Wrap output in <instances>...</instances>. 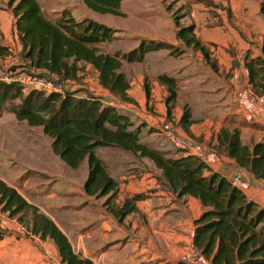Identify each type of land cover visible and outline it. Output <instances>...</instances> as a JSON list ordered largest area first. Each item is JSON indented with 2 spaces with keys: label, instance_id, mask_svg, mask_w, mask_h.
<instances>
[{
  "label": "trees",
  "instance_id": "obj_1",
  "mask_svg": "<svg viewBox=\"0 0 264 264\" xmlns=\"http://www.w3.org/2000/svg\"><path fill=\"white\" fill-rule=\"evenodd\" d=\"M123 1L82 0L92 12L115 17L122 16L119 9ZM8 7L14 18L12 30L21 45L20 54L39 72L36 75L75 81L80 65H86L96 73L100 88L123 101L128 99L130 85L120 71L122 62L142 63L150 52L179 51L165 42L142 39L130 52L104 54L95 46L110 42L114 30L103 24L91 19L75 20L66 11L57 18H50L43 14L37 0H8ZM260 13L264 19V0L260 3ZM177 19L174 22L176 39L186 47L199 50L208 61L205 48L194 36V25L180 26ZM262 37L260 55L246 58L244 62L248 85L258 97L264 96V33ZM11 53L10 48L0 45V57ZM158 81L167 88L165 107L169 117L176 99V83L166 75L158 76ZM35 93L32 95L35 101L30 96L17 108H8L9 112L30 126L42 127L43 133L51 139L53 154L69 169L77 170L86 160L88 175L83 189L88 196L110 195L109 199H113L118 192L116 182L96 155L98 149L115 148L147 159L161 171L174 193L194 198L202 206L203 212L194 221L192 246L209 264H264V208L248 199L227 178L214 172L207 175L209 168L192 155L170 157L167 152L142 143L141 129L135 126L131 114L117 110L110 103L102 105L98 97H77L72 92L52 93L38 104ZM143 93L148 100L147 82L143 84ZM3 97L4 93L0 96V110ZM190 118L189 109L184 107L180 125L186 128ZM215 143L214 147H209L214 154L222 153L255 180L264 181V142L251 147L243 145L238 128L222 127ZM141 197L135 195L125 199L120 206L108 211L121 222L135 210L134 202ZM0 212L19 222L26 217L25 225L32 235L53 242L61 264H93L75 254L54 222L2 180Z\"/></svg>",
  "mask_w": 264,
  "mask_h": 264
},
{
  "label": "crops",
  "instance_id": "obj_2",
  "mask_svg": "<svg viewBox=\"0 0 264 264\" xmlns=\"http://www.w3.org/2000/svg\"><path fill=\"white\" fill-rule=\"evenodd\" d=\"M240 1L183 0L182 26L194 25V36L205 48L208 61L199 50L186 47L176 39V34L169 39L162 29L155 30L154 34L163 42L180 45L181 54L173 57L169 51L160 50L145 56L144 62H152L149 74H137L135 79L139 85L138 102L148 107V113L143 114L141 110L128 107L131 111L129 114L138 111L150 128L160 129L165 135L163 130L172 126L181 136L208 147H214L222 127L229 130L238 128L243 145L252 146L260 142V133L264 132V98L253 97L244 62L246 58L260 55L264 19L259 2L253 0L251 6L241 7ZM219 2H226L227 6ZM234 4L243 10L239 12ZM11 31L13 41L5 43L0 37V45L14 48V54L19 53L21 45L12 26ZM11 58V55L3 57L6 61H11ZM145 75L150 79L148 100L143 93ZM160 75H166L176 83V99L169 117L165 107L168 92L166 86L158 81ZM110 104L117 108L114 103ZM184 107L189 109L191 116L186 128L179 123ZM230 115L237 116L239 123L229 120ZM186 155L180 152L174 157ZM127 165L129 168L118 165L120 172L125 174H119L121 181L117 182V204L120 206L125 199L135 195L142 197L134 202L135 210L121 222L103 209L107 208L105 204H102L104 207L98 210L99 213H93L91 217L88 216L89 210L70 216L69 222H63L69 224L68 232L63 224L55 219L52 221L67 237L74 253L93 264L186 263L194 251V221L203 212L199 201L189 196L179 197L174 193L163 179L161 171L153 164L147 168L131 166V163ZM208 168L210 171H206L207 175L210 172L219 173L231 181L236 166L233 160L221 153L214 154ZM242 171L245 185L239 189L248 199L264 208V181L255 180L247 171ZM74 202L67 201L68 205H60L58 209L76 210L78 202ZM3 216L0 219V264H7L6 255L9 250L35 256L21 264H61L52 241L56 257L45 246L48 239L42 241L30 235L15 220ZM58 218L62 219V215ZM3 222L6 225L2 227ZM90 223H96V227L87 229ZM6 226L14 232L6 230ZM19 232L25 235V240L19 237Z\"/></svg>",
  "mask_w": 264,
  "mask_h": 264
},
{
  "label": "rangeland",
  "instance_id": "obj_3",
  "mask_svg": "<svg viewBox=\"0 0 264 264\" xmlns=\"http://www.w3.org/2000/svg\"><path fill=\"white\" fill-rule=\"evenodd\" d=\"M37 1L43 10V14L50 18H57L66 11L75 20L91 19L113 29L114 37L110 42L95 46L104 54L130 52L138 46L142 39L163 42L154 34L155 30L162 29L164 31L163 34L170 39L176 32L175 18H178L180 26L184 24L183 0L182 2L180 0H124L119 9L122 14L120 17L94 13L83 4L82 0ZM255 1L259 2L260 7L261 0ZM219 3L224 7L227 6L226 2ZM253 3V0H241L239 2L241 7L251 6ZM234 6L238 8L239 12L243 10V8L239 9L238 4H234ZM13 20L12 11L8 7V0H0V37L3 38L5 43L13 41L11 31ZM165 43L167 42L165 41ZM174 48L179 51L173 50V53H170L171 51L169 50L167 51H169L171 56L178 57L181 54L182 47L178 45L174 46ZM10 49L13 52L11 53V61L0 58V96L4 93V101L1 103L2 108L0 110V180L13 187L22 198L27 199L39 212L46 214L49 219H55L61 225L63 224V228L67 232L70 229L69 224L63 222H69L70 216H77L83 210H89V215L87 213L85 215L91 217L93 213H99L98 210L104 207L102 204L107 203V208L104 207L103 209L110 213L108 209L119 206L117 204L119 195L109 199L110 195L96 197L88 196L84 192L83 186L88 175L86 160L83 161L77 170L69 169L53 154L51 139L43 133L42 127L30 126L26 121L18 120L15 114L9 112L8 108H17L24 99L32 96L34 92H36L34 96H38V104H41L49 95L30 86H23L17 81L22 76L35 75L39 74V72L30 67L28 61L20 54L21 51L14 54L15 49L12 47ZM151 65L152 62L149 60L141 64L122 62L120 71L125 74L130 85L128 99L125 101L106 90L102 91L96 73L86 65H80L75 81H61L53 76L50 77V80L63 84L64 90L61 93L63 95L65 92H72L77 97L95 96L100 99L102 105L114 103L117 106V108L115 107L117 110L128 113L131 112L128 109L130 107V109L136 108L141 110L143 114H147L148 107L138 102L140 100L137 94L139 85L135 77L137 74H149ZM144 82H150L147 75L143 79V84ZM32 101H35L33 96ZM120 106L123 108H120ZM136 113L131 115V119L135 126L141 129L140 138L142 143L163 150L170 157H174V155L179 153V149L160 129L150 128L149 124L145 122L144 116H139L138 111ZM228 119L238 123L240 120L237 116L232 115L228 116ZM257 130L262 129L257 128ZM259 140L264 142V132L260 133ZM96 155L102 160L108 175L116 182L117 187V182L121 181L120 175L124 176L125 174L120 172L118 165L127 166L125 168H129L127 164L130 163L131 166L135 165L139 168L152 166V163L147 159L133 157L115 148H100L96 151ZM112 166H115V168ZM125 168L121 170H126ZM229 174L226 173V175ZM67 201L78 202L76 210L74 208L66 211L58 209L60 205H68L66 204ZM60 214L62 219L58 218ZM3 215L8 217L7 213H3ZM23 219L22 222H19L17 218L13 220L32 235L28 226L25 225L28 219L26 217ZM4 224L6 225L3 222L1 226L3 227ZM95 227L96 223H90L86 228L94 229ZM5 228L14 232L9 226ZM19 237L22 239L26 238L21 232H19ZM45 246L56 257L51 241H45ZM6 258L8 260L7 264H21L34 259L35 256L29 253H14L9 250Z\"/></svg>",
  "mask_w": 264,
  "mask_h": 264
},
{
  "label": "built area",
  "instance_id": "obj_4",
  "mask_svg": "<svg viewBox=\"0 0 264 264\" xmlns=\"http://www.w3.org/2000/svg\"><path fill=\"white\" fill-rule=\"evenodd\" d=\"M23 86H30L35 90L44 92L45 94L63 93L64 86L62 83L54 82L48 78L38 75H26L17 80ZM254 98H264V96L258 97L253 92ZM165 136L183 153L192 155L202 162L205 166H209L213 151L206 145L195 143L183 136H181L172 126L163 130ZM232 184L240 188L245 185L242 169L236 167ZM3 213L0 212V219H2ZM187 264H207V261L201 256V254L194 250L192 255L186 261Z\"/></svg>",
  "mask_w": 264,
  "mask_h": 264
}]
</instances>
